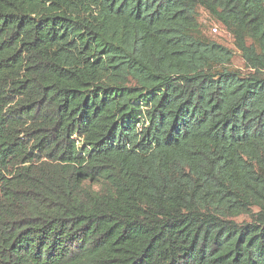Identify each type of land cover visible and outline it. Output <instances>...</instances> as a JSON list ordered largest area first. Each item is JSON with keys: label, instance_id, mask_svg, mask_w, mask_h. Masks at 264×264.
<instances>
[{"label": "trees", "instance_id": "1", "mask_svg": "<svg viewBox=\"0 0 264 264\" xmlns=\"http://www.w3.org/2000/svg\"><path fill=\"white\" fill-rule=\"evenodd\" d=\"M0 264H264V0H0Z\"/></svg>", "mask_w": 264, "mask_h": 264}, {"label": "rangeland", "instance_id": "2", "mask_svg": "<svg viewBox=\"0 0 264 264\" xmlns=\"http://www.w3.org/2000/svg\"><path fill=\"white\" fill-rule=\"evenodd\" d=\"M199 15V21L202 24L205 36L232 49L234 51L232 66L243 69V60L233 45L232 36L219 23L210 18L204 10H199ZM214 28H216V31H213Z\"/></svg>", "mask_w": 264, "mask_h": 264}, {"label": "built area", "instance_id": "3", "mask_svg": "<svg viewBox=\"0 0 264 264\" xmlns=\"http://www.w3.org/2000/svg\"><path fill=\"white\" fill-rule=\"evenodd\" d=\"M213 31H216V28H214Z\"/></svg>", "mask_w": 264, "mask_h": 264}]
</instances>
